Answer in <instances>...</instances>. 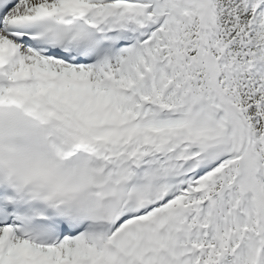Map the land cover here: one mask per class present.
Returning <instances> with one entry per match:
<instances>
[{"label":"snow or ice","instance_id":"6c2138e0","mask_svg":"<svg viewBox=\"0 0 264 264\" xmlns=\"http://www.w3.org/2000/svg\"><path fill=\"white\" fill-rule=\"evenodd\" d=\"M0 264H264V0H0Z\"/></svg>","mask_w":264,"mask_h":264}]
</instances>
